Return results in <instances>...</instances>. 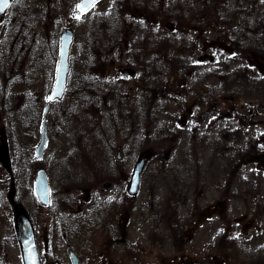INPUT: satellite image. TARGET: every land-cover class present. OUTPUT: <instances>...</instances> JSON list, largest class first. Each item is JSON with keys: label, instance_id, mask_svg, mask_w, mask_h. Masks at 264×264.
Wrapping results in <instances>:
<instances>
[{"label": "flooded vegetation", "instance_id": "obj_1", "mask_svg": "<svg viewBox=\"0 0 264 264\" xmlns=\"http://www.w3.org/2000/svg\"><path fill=\"white\" fill-rule=\"evenodd\" d=\"M79 1L73 8L64 0L66 16L101 12L116 22L107 43L114 58L99 51L90 59L81 49L74 65L71 20L64 96L49 99L58 32L42 53L52 75L33 96L51 104L47 126L51 110L77 97L95 113L128 115L129 130L116 155H94L99 169L69 187L54 188L56 156L37 159L35 175L45 169L51 185L50 203L35 196L27 210L41 263L264 264V0H124L126 12L120 0L111 11H96L107 1L99 0L85 12ZM97 94L100 101L90 100ZM137 143L139 152L122 153ZM16 190L15 182L14 202L26 209Z\"/></svg>", "mask_w": 264, "mask_h": 264}, {"label": "rangeland", "instance_id": "obj_2", "mask_svg": "<svg viewBox=\"0 0 264 264\" xmlns=\"http://www.w3.org/2000/svg\"><path fill=\"white\" fill-rule=\"evenodd\" d=\"M124 2L120 0L121 12L129 10ZM63 3L64 0H13L5 19L0 22V150L5 133L8 135L12 174L17 188L15 199L22 202L30 215L37 205L33 190L35 168L38 163L35 150L39 143L42 105H44L38 104L40 101L35 99L33 94L35 91L44 90L52 75V73L48 74L44 67L46 65L42 64V53L49 48L47 42L52 39L55 41L56 32L59 38L61 32L69 26L68 22L72 20L76 35L73 49L74 65L83 58L81 49L87 51L90 59L98 55L99 51L102 52L101 59L114 58L113 54L109 53L111 46H107V43L115 41L116 22L112 23L111 19L106 17V13L102 15L101 12L77 18L72 10L66 16L68 4L64 6ZM75 3L76 0H72L73 8ZM116 6L117 0H107L96 11L105 9L111 11ZM60 15L63 16V21L53 30L51 22L55 17L60 18ZM16 40L19 47L14 44L12 53L11 47ZM79 77L80 74L75 70L73 79L79 80ZM97 85L98 82L95 88L98 87ZM96 97L93 96L90 100L100 101V95L97 94ZM42 100L46 101L44 98ZM111 102L113 101L108 100L107 105ZM101 103H104L103 99ZM95 106L100 105L95 104ZM86 107L89 110H86ZM92 107L93 104L87 103L83 98L73 97L69 100L68 108L56 107L51 110L48 126L50 141L44 156H56L54 166L51 167L56 190H59L60 181L64 183L61 184L62 187H69L72 182L81 179L83 173L82 177H84L85 171L98 170L100 164L93 162V156L116 155L122 142L119 139L128 134L127 123L123 125V120L128 115L110 110L111 113L105 116L100 112L95 113ZM98 128L104 131L101 140L99 136L97 137L100 132ZM140 148L138 143L135 148L127 145L122 153L129 154V150L134 153L136 149V152H139ZM10 177L0 160V264H22L13 222L14 210L9 201L12 184Z\"/></svg>", "mask_w": 264, "mask_h": 264}, {"label": "water", "instance_id": "obj_3", "mask_svg": "<svg viewBox=\"0 0 264 264\" xmlns=\"http://www.w3.org/2000/svg\"><path fill=\"white\" fill-rule=\"evenodd\" d=\"M99 0H81L77 7L81 12L87 11ZM10 0H7V6L9 5ZM83 5V7H81ZM73 42V33L71 31H65L61 36L60 51L58 62L56 66L55 81L53 85L52 92L50 94L51 99H60L62 98L66 83L68 73L70 71L69 57L71 46ZM49 110V105L45 107L43 112V120L41 126V138L39 145L36 149V156L41 157L47 147L48 135H47V113ZM0 160L3 165L9 170L13 184L12 189L9 193V199L13 203L15 208V231L18 242L20 244V250L22 254L23 264H42L38 254V248L36 245L35 231L32 224V221L28 213L24 209H17L13 197L15 192L14 177L12 174L11 159L9 154V148L7 143L6 135L3 134V146L0 150ZM143 163L140 162L137 165V180L139 179V173L142 169ZM34 191L38 198L44 203H50L51 198V188L48 180V175L44 169H40L37 172Z\"/></svg>", "mask_w": 264, "mask_h": 264}, {"label": "snow or ice", "instance_id": "obj_4", "mask_svg": "<svg viewBox=\"0 0 264 264\" xmlns=\"http://www.w3.org/2000/svg\"><path fill=\"white\" fill-rule=\"evenodd\" d=\"M6 7H7V0H0V11H3ZM81 7H83V5ZM49 99H51V97H49Z\"/></svg>", "mask_w": 264, "mask_h": 264}]
</instances>
